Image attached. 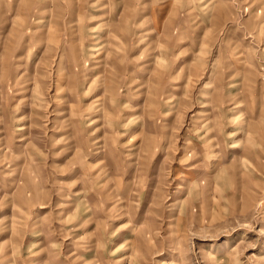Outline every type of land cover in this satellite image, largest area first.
<instances>
[{
  "label": "rangeland",
  "instance_id": "rangeland-1",
  "mask_svg": "<svg viewBox=\"0 0 264 264\" xmlns=\"http://www.w3.org/2000/svg\"><path fill=\"white\" fill-rule=\"evenodd\" d=\"M0 264H264V0H0Z\"/></svg>",
  "mask_w": 264,
  "mask_h": 264
},
{
  "label": "bare ground",
  "instance_id": "bare-ground-1",
  "mask_svg": "<svg viewBox=\"0 0 264 264\" xmlns=\"http://www.w3.org/2000/svg\"><path fill=\"white\" fill-rule=\"evenodd\" d=\"M97 44H100L99 41H95V44H93L92 46H96ZM94 50H99V49H94ZM99 142V140H98ZM97 153H100V151H97Z\"/></svg>",
  "mask_w": 264,
  "mask_h": 264
}]
</instances>
